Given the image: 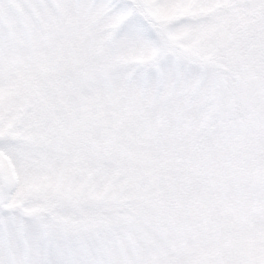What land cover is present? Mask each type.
Segmentation results:
<instances>
[{"label":"snow or ice","instance_id":"snow-or-ice-1","mask_svg":"<svg viewBox=\"0 0 264 264\" xmlns=\"http://www.w3.org/2000/svg\"><path fill=\"white\" fill-rule=\"evenodd\" d=\"M0 264H264V0H0Z\"/></svg>","mask_w":264,"mask_h":264}]
</instances>
